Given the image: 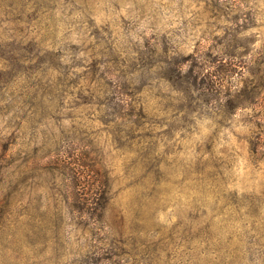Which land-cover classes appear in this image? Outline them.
Returning a JSON list of instances; mask_svg holds the SVG:
<instances>
[{"label":"rangeland","instance_id":"1","mask_svg":"<svg viewBox=\"0 0 264 264\" xmlns=\"http://www.w3.org/2000/svg\"><path fill=\"white\" fill-rule=\"evenodd\" d=\"M0 264H264V0H0Z\"/></svg>","mask_w":264,"mask_h":264}]
</instances>
